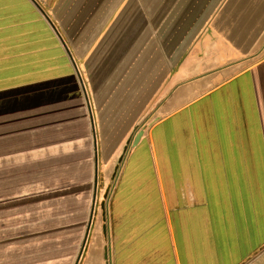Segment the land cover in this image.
<instances>
[{
	"label": "crops",
	"instance_id": "0c3cea01",
	"mask_svg": "<svg viewBox=\"0 0 264 264\" xmlns=\"http://www.w3.org/2000/svg\"><path fill=\"white\" fill-rule=\"evenodd\" d=\"M81 81V264H264V0H0L6 98Z\"/></svg>",
	"mask_w": 264,
	"mask_h": 264
},
{
	"label": "trees",
	"instance_id": "16d2710c",
	"mask_svg": "<svg viewBox=\"0 0 264 264\" xmlns=\"http://www.w3.org/2000/svg\"><path fill=\"white\" fill-rule=\"evenodd\" d=\"M56 86L6 98L0 82V264H74L82 242L91 129L78 83Z\"/></svg>",
	"mask_w": 264,
	"mask_h": 264
},
{
	"label": "water",
	"instance_id": "95a60500",
	"mask_svg": "<svg viewBox=\"0 0 264 264\" xmlns=\"http://www.w3.org/2000/svg\"><path fill=\"white\" fill-rule=\"evenodd\" d=\"M80 80H81V78H80ZM81 86L83 88V92H84V95H85V98H86V101H87V105L89 107L90 120H91V124H92L91 130H92V134H93L95 171H94L92 202H91V207H90V211H89V216H88L86 228H85V231H84V234H83L81 246L79 248V251H78V254L76 256L74 264H79V262H80V260L82 258L83 252L85 250V246H86L88 237H89V233H90V229H91V225H92V221H93V216H94V211H95L96 198H97V184H98V152H97L96 129H95V126H94L93 115H92L90 103H89V100H88V97H87L86 89H85V86H84L82 81H81ZM142 135H143V131H140L137 134V136L135 137V140H134V145L137 144V142L142 137Z\"/></svg>",
	"mask_w": 264,
	"mask_h": 264
},
{
	"label": "rangeland",
	"instance_id": "374dc122",
	"mask_svg": "<svg viewBox=\"0 0 264 264\" xmlns=\"http://www.w3.org/2000/svg\"><path fill=\"white\" fill-rule=\"evenodd\" d=\"M91 129V128H90ZM95 129H96V126H95ZM92 132V131H91ZM96 133H97V130H96ZM91 135H92V133H91ZM80 246H81V244H80ZM80 248V247H79ZM78 251H79V249H78ZM77 254H78V252H77ZM77 256V255H76ZM81 260H82V258H81ZM81 260H80V262H79V264H81Z\"/></svg>",
	"mask_w": 264,
	"mask_h": 264
}]
</instances>
